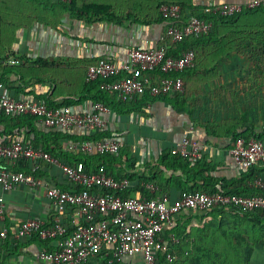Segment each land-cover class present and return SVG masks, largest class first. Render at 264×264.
<instances>
[{
  "label": "crops",
  "instance_id": "0c3cea01",
  "mask_svg": "<svg viewBox=\"0 0 264 264\" xmlns=\"http://www.w3.org/2000/svg\"><path fill=\"white\" fill-rule=\"evenodd\" d=\"M209 1L212 0H193L195 5ZM188 10V14L194 12ZM262 15L249 13L234 24L219 22L208 38L191 39L192 48L197 50L196 64L185 74V91L179 94L176 104L170 101L176 95L148 97L146 94L138 98L139 101L119 104L114 101L113 94L107 100L102 99L98 86L86 82V67L104 55L123 61L133 45L158 44L165 28L164 21L116 23L103 18L73 16L54 0H0V87H8L11 96L18 99H49L54 104L69 105L80 113L91 110L96 100H103L109 108L104 114L107 126L95 134L82 129L54 130L38 117L1 114L0 144L16 139L29 140L62 162H84L91 170L96 169L104 157L109 171L118 178L130 180V187L123 191L125 195L151 198L168 194L173 202L186 189L253 194L252 190L257 192L253 181L259 176V170L255 168V172L236 165L230 150L236 134L246 135L253 128L258 133L264 131V87L261 96L258 92H249L240 97L236 92L249 90L246 80L264 77ZM12 58L22 62L11 64L8 60ZM254 64H263L260 65L263 71ZM226 86L230 91L229 101L224 103L227 109L238 96L240 101L250 97L251 106L245 111L249 108L253 111L243 113L241 122L234 124L232 130L223 124L232 114L225 110L221 117L223 122H217L220 113H213L209 105L214 102L209 95L213 89L215 95H220V90ZM186 138L202 146L198 159L179 158L171 152ZM85 139L120 140L123 146L116 154L85 153L80 148ZM15 168L28 170L29 166L21 162ZM37 174L43 180L39 188L19 184L4 190L0 184V195L6 203L4 218L0 217V233L8 229L6 238L0 235V264H54L39 256L45 249L59 247L60 239L14 237V232L26 219L50 223L54 220L56 208L44 186L70 187L60 165L44 160ZM227 209L224 214L230 216L233 208ZM214 210L206 214L198 211L178 214L175 231H179L178 234L181 231L183 237L190 233L196 240L200 234L194 228L214 218L211 215ZM217 210L220 222L223 214ZM233 210L237 212L234 214H244ZM256 211L249 216L243 215L244 223H249L246 226L260 222L253 215L261 214L260 218L264 219V213ZM73 215L71 209L65 214L70 228L74 227ZM183 227L187 232H182ZM255 234L258 240L250 248L248 264H264V237ZM243 236L250 240L251 233ZM123 264H141V257L127 256Z\"/></svg>",
  "mask_w": 264,
  "mask_h": 264
},
{
  "label": "built area",
  "instance_id": "2783aa9c",
  "mask_svg": "<svg viewBox=\"0 0 264 264\" xmlns=\"http://www.w3.org/2000/svg\"><path fill=\"white\" fill-rule=\"evenodd\" d=\"M198 5L207 15L231 16L245 8L262 6L264 0H212ZM160 13L165 28L158 44L130 46L123 61L107 55L96 58L86 67V82L102 80L101 88L123 102L137 100L146 93L152 97L183 93L184 78L172 73L193 68L196 51L182 49L179 56H173L169 50L190 38L208 35L213 30L214 20L186 14L178 3L163 4ZM8 62L20 64L22 60L12 58ZM107 112L109 108L103 102H95L91 110L80 113L66 104L50 105L45 99H18L11 96L8 87H0V115H34L54 130L82 129L89 134L98 133L107 126L104 117ZM122 146L120 140L114 139H85L80 143L82 151L96 154H116ZM172 153L179 158L196 160L202 155V146L186 138L172 149ZM230 153L236 165L259 170V176L253 181L256 193L190 190L183 191L173 202L168 194L151 198L124 195L123 191L131 185L130 180L116 177L105 165L91 170L80 162H62L31 141L20 139L0 144V184L4 190L19 184L39 188L43 186V180L37 174L42 161L62 167L70 187L44 186L56 208L54 220L50 223L29 218L14 232L17 239L34 236L60 239L59 247L41 252V260L54 264H123L127 256H140L141 264H158L161 253L169 261L178 258L173 246L186 238L175 231L178 214L188 211L207 213L224 208H233L239 213L264 210V140L237 137ZM21 162L29 169H16ZM5 207V199L0 195L1 218H4ZM68 209L73 210V228L65 221ZM0 235L6 238L8 229H3Z\"/></svg>",
  "mask_w": 264,
  "mask_h": 264
},
{
  "label": "trees",
  "instance_id": "16d2710c",
  "mask_svg": "<svg viewBox=\"0 0 264 264\" xmlns=\"http://www.w3.org/2000/svg\"><path fill=\"white\" fill-rule=\"evenodd\" d=\"M49 1H51V0H49ZM57 3L60 6H62L64 9L68 10L69 12H71L73 16H76V17H79V18H84V17L103 18V19H106L108 21H112V22H116V23H123L124 21H127V20L136 21V22H144V23H148V24L149 23H152V22L164 21V18L162 17V15L160 13V7L163 4H165V3H178V4H180L183 7L184 12L186 14L189 12V10H188V8H189V9H191V10L194 11V12H192V14H194V15H198V16H201V17H207V18H210V19L212 18L214 20V27L219 22H221V23H230V24H234V23L241 22V18L244 15H247L249 13H257V12H260V13H263L262 16H264V5H262V6H258V7H255V8H245L242 12L237 13L235 15H231V16H217V17H214V16H210V15L205 14L202 11L201 6L200 5H195L194 2H193V0H161L159 2V5H158V12H157L156 16H154L151 19H145V20L144 19H140L139 17H137L136 14L133 13L132 10H126L125 12L124 11L117 12L115 4H113L111 2H105V1H102V0H70V2H57ZM262 18H264V17H262ZM263 22H264V20H263ZM213 32L214 31L212 30L206 36H203V37H195V38L196 39L208 38L209 36H211L213 34ZM191 39L192 38H190L188 40H185L183 43H181L179 45L173 46L169 50V54H172L173 56H179L180 51L182 49L192 48V41H191ZM195 51H196V57H197V50H195ZM94 62H95V60H92L89 64L94 63ZM189 71H190V69H187V70H184V71L179 72V73L178 72L172 73V75L173 76H182L183 78H185V74H187ZM101 83H102V80H99V81L92 82L91 84H95L96 86H98L99 91L101 93L100 94L101 95V98L107 100L108 97H110V95L112 93L109 92V91L103 90L101 88ZM146 95L148 97L150 96L149 93H146ZM178 97H179V94H177L172 99H170V98H168V99H170V101L172 102V104H176ZM113 99H114V101H116L119 104H128V102L119 101V100H117L114 97H113ZM45 100H47V99H45ZM47 101H48V103L50 105H55L49 99ZM137 101H139V100H137ZM96 102H104V101L103 100H101V101H97L96 100ZM4 115H6V114H4ZM1 116H3V115H1ZM21 116H23V115H21ZM26 116L36 117L34 115H29V114H26ZM250 131L251 132L248 133V134H246V135L245 134L244 135H239V133H238L235 136L236 137L244 136V137H246L248 139L251 138V137H255V138H258V139H264V131L258 133L255 128L251 129ZM101 158L102 159H101L100 162H102V163L100 165L103 164L108 169H110L109 168V164L107 162V159H105L104 157H101ZM80 163L85 164L84 162H80ZM85 165H87V164H85ZM251 169H253V171L255 170V172H256V169L255 168H251ZM194 190H197V189H194ZM198 190L206 191L205 189H198ZM184 191H190V190L186 189ZM254 191L255 190H252L253 193L256 192V191L255 192ZM210 192L211 193H216L217 191L215 189H213ZM224 193H238V192H235V191H229V192L228 191H225ZM248 193H250V192H248ZM124 195H125V192H124ZM225 210H228V209L227 208L220 209V214H223V218L221 219L220 222L213 221L212 220L213 218H210V219L207 220L208 222H206L204 224L201 232L199 233L200 234L199 237H198V240H199L198 243L199 244L198 245L196 244V246H195V249L196 250L198 249V251L201 252V247H199V245H203L204 244V240H205L204 239V236H203V234L205 233V232L203 233V230L204 229H207L208 227H212V226H218L219 228L222 229L223 226H225L227 224V222L230 220L229 217H233V219H237V218L242 219V217H244L246 215L249 216V215H252L254 213V212H248V213H244V214H234V213H237V212L232 209L231 211H229V212H231L230 213L231 215L229 216V215H225L224 214L225 212H227ZM258 210L255 213H257V212L264 213V212H262L261 209H258ZM216 211H219V210H217V209L214 210L213 214ZM204 214H206V213H204ZM259 215L260 216H255V215H253V216L256 217V218H259L258 221H260V222H254L251 225L246 226V228L244 230L245 231L244 233L257 231L256 233H259V235H261V236L264 237V219L263 218H260L261 217V214H259ZM177 232H179V231H177ZM179 234L182 235L181 234V231H180ZM241 235H242V237H241ZM237 237L239 239L241 238V240H244L247 244L249 243V240L243 236L242 232H238L237 233ZM196 241L194 240L193 235L190 234V233H188L187 236H186V238H185V240H183L182 243H180L179 245L173 246L174 250L178 253V258L175 259L174 261H169L167 259L166 255L164 253H161L160 256H159L158 264H179V259L181 258V255H186V256L190 255V251L188 249H185V247H189L193 242L195 243ZM186 251H189L188 252V255H187ZM249 256H250V251L248 252V257L246 258L247 259L246 260L247 264L249 263ZM192 261H195L197 264H204L203 263V260H202V256L200 257L199 255H197L195 257V260H192Z\"/></svg>",
  "mask_w": 264,
  "mask_h": 264
},
{
  "label": "rangeland",
  "instance_id": "374dc122",
  "mask_svg": "<svg viewBox=\"0 0 264 264\" xmlns=\"http://www.w3.org/2000/svg\"><path fill=\"white\" fill-rule=\"evenodd\" d=\"M105 2H111L115 4L117 12H122L126 10H132L133 13L136 14L140 19H151L156 16L158 12V5L161 0H102ZM258 70L260 69V65L263 64H254ZM214 69V68H213ZM249 86V90L246 92L242 90H236L238 96L246 95L249 92H258V95L261 96L262 89L264 87V77H258L256 79L246 80ZM226 88V89H225ZM222 91H224V96L222 95ZM227 86L224 89L220 90V95H215V90L213 89L212 93L209 94L211 99H214L213 105L209 103L210 108L213 109V113H220V120L223 122L224 118L221 119L222 113L226 110L232 117L227 119V122L223 124L229 126L230 130L233 128L234 124H238L241 119V115L243 113H252V108H249L247 111L246 108L250 104V97H243L240 101L238 96L233 98V101L230 103V109H227L226 101H229V96ZM227 93V94H226ZM251 106V105H249ZM226 107V108H225ZM210 108L208 112H210ZM224 110H221V109ZM221 110V111H220ZM219 119V118H218ZM214 217L212 220L218 222V215L216 213H211ZM201 221V220H200ZM210 221V220H209ZM245 220L237 218L231 219L227 222L223 228H219L218 226L208 227L203 230L204 236V244L199 245L201 247V252L198 249H195L196 244L198 245V238L195 240L196 242L192 243L189 247H185L190 251V255H181L179 259V264H197L195 261V257L199 255L202 256V260L204 264H247L246 258L248 257V252L250 251V247L253 246L258 238H256V232H246L251 233V238L249 243L247 244L244 240H241L237 237L238 232H245L246 225L249 223H244ZM203 221H201L202 223ZM208 222V221H207ZM200 223V224H201ZM204 224L194 228L196 233H200ZM183 232H187V228H182ZM243 233V234H246ZM259 235V233H257ZM198 237V234L196 235ZM184 251V250H183Z\"/></svg>",
  "mask_w": 264,
  "mask_h": 264
}]
</instances>
